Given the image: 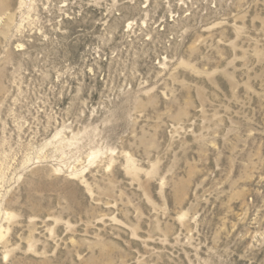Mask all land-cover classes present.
<instances>
[{
	"label": "rangeland",
	"instance_id": "rangeland-1",
	"mask_svg": "<svg viewBox=\"0 0 264 264\" xmlns=\"http://www.w3.org/2000/svg\"><path fill=\"white\" fill-rule=\"evenodd\" d=\"M0 264H264V0H0Z\"/></svg>",
	"mask_w": 264,
	"mask_h": 264
}]
</instances>
